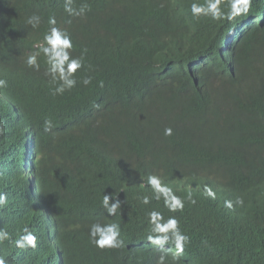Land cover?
<instances>
[{
  "label": "trees",
  "instance_id": "obj_1",
  "mask_svg": "<svg viewBox=\"0 0 264 264\" xmlns=\"http://www.w3.org/2000/svg\"><path fill=\"white\" fill-rule=\"evenodd\" d=\"M5 1L0 0L1 14ZM192 2L126 0L132 10L126 23L115 21L113 9L98 15L101 21L80 34L75 56L87 49L84 67L78 70L76 86L63 95L52 94L50 77L33 73L21 58L22 45L3 30L11 27L0 22V35L9 38L7 50L0 51V78L8 81L5 93L15 104L0 103L6 135L0 143L4 168L0 194L9 198L6 207L0 206V231L8 234L0 240V257L7 264H61L55 255H63V264H159L162 256L165 264H264V147L243 151L250 139L264 145V95L255 86L264 83V71L262 80L252 78L259 62L255 43L260 32L253 20L264 11V0H252L248 13L232 20L194 17ZM229 2L222 0L225 13ZM245 15L249 16L241 18ZM232 31L240 38L234 49L243 65L237 77L226 78L217 60L223 38ZM211 66L217 73L207 76ZM85 77H91L90 84L82 83ZM20 116L34 127L33 162H47L53 173L61 164L71 174L88 163L103 164L101 173L84 181L85 190L72 197L71 206L55 193L56 179L45 181L41 192L32 189L34 199L56 195L61 203L59 210L54 207L55 243L41 229L37 250L20 249L14 243L30 227L37 208L16 189L24 175L19 156L26 155L28 147L14 122ZM45 120L52 121L50 131H45ZM105 122L110 135L100 132ZM124 122L131 130V145L115 153L125 163L118 174L116 168L107 167L111 157L104 149L112 152L115 142L108 138ZM166 128L172 129L171 136L164 134ZM62 173L59 180L64 182ZM149 175L161 177L183 199L184 208L171 212L163 198L144 205V196H154L147 184ZM206 185L215 191V199L205 194ZM105 194L123 202L115 216L109 217L102 207ZM237 197L244 199L243 207L235 205ZM226 200L234 207H225ZM152 210L162 212L165 221L174 216L180 231L190 238L177 259L171 241L163 247L148 242L147 213ZM97 221L119 224L124 247L97 248L89 236Z\"/></svg>",
  "mask_w": 264,
  "mask_h": 264
},
{
  "label": "clouds",
  "instance_id": "obj_2",
  "mask_svg": "<svg viewBox=\"0 0 264 264\" xmlns=\"http://www.w3.org/2000/svg\"><path fill=\"white\" fill-rule=\"evenodd\" d=\"M112 1L114 0H109L108 3ZM124 1L126 2V0H120L118 6H112L105 3L93 4L88 0H6L2 14L0 11V22L3 21V24L6 23L11 27V31L4 28L3 30L7 36L12 37L22 45L23 55H21V58L26 59V64L29 68H33V73L36 76L45 75L46 77H50V82L55 86L52 90V94L63 95L65 91H71V89L76 86L78 70H81L84 67V57L87 53V49H84L80 56H75L79 46L80 34L92 25L101 21V18H99L98 15L104 14L111 9L114 10L115 21L117 23H126L132 15V12H130L132 10L129 9L128 4L125 5ZM251 2L252 0H230L228 5L229 11L226 13L221 9L222 0H204V3H198L193 0L190 8L192 15L197 18L200 16H208L213 20H221L224 18L232 20L237 16L247 14ZM128 9V12L130 13L126 12ZM247 16L249 15H245L241 18ZM257 16L258 19L253 20V24L260 28L257 42L255 43L259 45L257 49L260 51V49H264V29L262 27V25H264V11L262 13L260 12ZM247 29L248 27H243V30ZM240 31V33H242V30ZM6 35H0L1 52L7 50L9 45V38ZM239 40L240 38L236 35V31H232L223 38L220 44L217 61L221 66V72L224 73L226 78H232V75L237 77V75L241 73L243 60L238 59L237 53L234 49L235 43L239 42ZM229 53L232 56L231 66H229L231 61L228 63L225 58ZM257 58L260 60V56H257ZM258 63L255 65L252 77L254 80H262L261 77L264 68H260ZM197 64L193 65L196 69L198 68ZM215 73H217L216 67L211 66L207 70L206 75L208 76ZM191 77H195L192 70ZM219 81L220 83L225 82L220 78ZM228 82L235 83V81L230 79ZM82 83L84 85L90 84L91 77H85ZM195 84L198 86L199 81L196 80ZM7 86L8 81L0 78V103L12 105L13 103L9 99V95H6L5 93ZM255 86L261 91V94L264 95V83L260 81V84ZM262 121L264 122V119ZM14 122H16L17 130H20L22 135L23 131L21 126H24L26 129L31 128V123L26 117L19 119L15 117ZM27 122L29 125H26ZM52 126L51 120L44 121L45 131H50ZM117 127L118 131L114 128V134L112 137L108 138V140L110 139L115 142L112 152L107 149L104 150H106L107 154L111 157L109 161H107V163H109L107 167L109 166L110 168L111 166L116 168L118 174H120L125 163L119 160L115 153L121 152L131 145V130H129V126L126 122ZM92 131L96 132V129H92ZM100 132L110 135L112 130L108 129V125L105 122L104 127ZM3 134L4 128L0 123V143L2 137L5 138L6 136H3ZM27 134L31 135V133ZM164 134L166 136H171L172 129L166 128ZM28 139L29 138L27 137V140ZM250 141L251 144L243 151L252 153L255 149L264 147V145L256 144L253 139H250ZM258 141H263V138H259ZM27 144L26 155L21 154L22 156H25V158H19L21 166L20 174L23 173L24 175L22 176V181L16 186V189L23 192L31 202H36L35 204L37 205V208L33 210V214L31 215L32 219L30 227L28 226L25 228L24 233L19 239L15 240L14 243L15 246L20 249H35L37 245H39V232L41 229L46 230L48 232L47 236L55 243L53 237L58 236L56 233L58 232V229L57 221L54 216V212L56 211L54 207H57V210H59L61 203H58V196L56 195L50 196V199L43 200L38 194L39 198L34 199V194H36V192H31L29 186L32 185L35 191L38 190L41 192L43 189L42 185L45 181L52 182L56 179L54 182L55 193L60 194L61 197L64 198V203H69L71 206L72 197L76 198L81 191L85 190L83 187L84 181H89L91 177L101 173V170H103V164L97 163L92 165L91 163H88L86 166H83L80 171L76 168L74 173L71 174L65 172L64 166L61 169V164L57 163L59 165L58 171L53 173L48 169L47 162H44L42 165H39L41 159H37L33 162V153L31 151L33 144L31 142H28ZM231 149H233V146H230V150ZM69 152L74 153V150L69 149ZM1 161L0 158V176H2L4 172ZM25 161H28L27 165H23V162ZM51 166H53V164H51ZM60 173L64 174L62 179L64 182L59 180L62 176ZM3 177L4 176L0 178ZM214 178H218L217 175H215ZM147 184L153 190L154 196L152 198L144 196L142 198V203L144 205L150 204L151 199L153 198L157 201L163 198L164 206L171 212H176L177 210H182L184 208L183 199L177 196L170 187L165 185L162 182L161 177L157 175H149L147 178ZM29 190L30 193L28 192ZM204 191L205 194L212 199L216 198V193L210 186L206 185ZM188 199L191 203H196L192 198L191 193H189ZM113 200L115 202H113ZM38 201L41 202L38 203ZM8 202L9 198L7 199L5 194H0L1 208L6 207ZM122 203L123 202L118 196L115 195L110 196L105 194L102 199V207L105 209L109 217L117 214ZM235 205L243 207L244 199L242 197H237ZM225 207L233 208V201L226 200ZM49 211L51 212L50 214H48ZM3 217L5 216L3 215ZM147 218L149 222V235L147 236L148 242L163 247L171 241L174 243L176 249L173 259H177L179 255L184 252L185 244L190 240L187 235L180 231L178 220L173 216L165 221L163 213L156 210L148 212ZM38 222H40L42 226ZM50 232H52V234ZM7 235L6 232L0 231V240L6 239ZM89 236L92 243L99 249H119L124 247V242L120 239V225L117 223L102 224L97 221L90 226ZM37 249L38 248L35 250ZM55 256L57 259L61 260V264H63V255H61L62 258L57 255ZM0 264H7L3 257H0ZM159 264H165V257L162 256L160 258Z\"/></svg>",
  "mask_w": 264,
  "mask_h": 264
},
{
  "label": "bare ground",
  "instance_id": "obj_3",
  "mask_svg": "<svg viewBox=\"0 0 264 264\" xmlns=\"http://www.w3.org/2000/svg\"><path fill=\"white\" fill-rule=\"evenodd\" d=\"M229 55H230V53H229ZM226 58V57H225ZM227 59V58H226ZM227 61H228V63H229V61H231L230 63H229V66H231V64H232V56L230 55V57H229V59H227ZM27 94V93H26ZM12 105H15V104H12ZM12 109H13V107H12ZM89 113V112H88ZM92 113V112H91ZM22 114V113H21ZM21 117V116H20ZM22 118V117H21ZM11 120V119H10ZM73 122H74V124H76V121L75 120H73ZM26 125H29L28 124V122L26 123ZM34 127H32L31 126V128H29V129H26L24 126H21V129H22V131H23V136H22V138L24 137V138H26L25 140H24V142L27 144L28 142H31V143H33L32 141H34V139L30 136V134H27V133H32L33 131H32V129H33ZM57 136V135H56ZM27 137L29 138L28 140H27ZM34 137V136H33ZM7 140H9V139H7ZM23 140V139H22ZM10 141V140H9ZM23 144V143H22ZM37 144V143H36ZM31 145V144H30ZM40 147V146H39ZM31 151H32V148H31ZM32 152H34V151H32ZM78 155V154H77ZM19 157H22V158H25V156H22L21 154H20V156ZM36 159V158H35ZM77 159H80V158H77ZM25 163V165H27L28 164V161H25L24 162ZM30 187V190H31V192H32V189H34V187L32 186V185H30L29 186ZM53 224V223H52ZM51 234H52V232H50ZM54 238V237H53ZM57 241V240H56ZM58 242V241H57ZM57 244V243H56ZM59 248V247H58ZM56 252V251H55ZM58 252V251H57ZM60 258H62V256L60 257ZM57 259V258H56ZM58 260V259H57Z\"/></svg>",
  "mask_w": 264,
  "mask_h": 264
},
{
  "label": "rangeland",
  "instance_id": "obj_4",
  "mask_svg": "<svg viewBox=\"0 0 264 264\" xmlns=\"http://www.w3.org/2000/svg\"><path fill=\"white\" fill-rule=\"evenodd\" d=\"M259 56H260V60L258 66L260 68H264V49H260ZM215 80H217L220 83L219 79L215 78Z\"/></svg>",
  "mask_w": 264,
  "mask_h": 264
}]
</instances>
